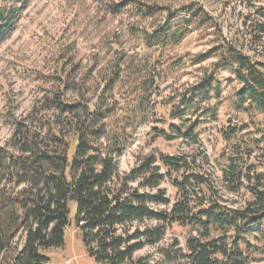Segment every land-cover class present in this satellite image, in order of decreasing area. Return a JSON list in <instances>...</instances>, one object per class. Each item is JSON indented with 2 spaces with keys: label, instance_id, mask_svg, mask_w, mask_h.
<instances>
[{
  "label": "trees",
  "instance_id": "obj_1",
  "mask_svg": "<svg viewBox=\"0 0 264 264\" xmlns=\"http://www.w3.org/2000/svg\"><path fill=\"white\" fill-rule=\"evenodd\" d=\"M27 1L0 0V44ZM176 1L182 2L174 9ZM242 1L257 16L248 17L250 26L245 21V47L222 39L216 18L199 0H108L106 14L134 20L129 31L146 49L140 59L112 47L109 38L122 41L113 34L89 65L75 60L74 45L62 43L52 73L33 69L43 96L25 114L7 111L11 134L0 143V264H53L46 251L66 246L72 224L97 264H151L136 253L157 245L173 224L192 231L182 255L186 264H248L264 254V5ZM212 27L219 43L191 63L217 60L164 102L170 119L152 128L166 140L181 138L191 152L149 153L121 172L117 158L127 149L129 129L154 108L158 76L183 64L168 50ZM221 71L235 84L227 97H221ZM117 88L128 94L124 105L113 101ZM222 102L241 116L219 131L229 150L223 185L248 193L240 207L226 203L205 169L210 161L200 130L218 121ZM166 179L176 189L174 200L161 187Z\"/></svg>",
  "mask_w": 264,
  "mask_h": 264
},
{
  "label": "rangeland",
  "instance_id": "obj_2",
  "mask_svg": "<svg viewBox=\"0 0 264 264\" xmlns=\"http://www.w3.org/2000/svg\"><path fill=\"white\" fill-rule=\"evenodd\" d=\"M107 2L108 0H29L19 6L14 31L0 44V143H4L11 134L9 121L6 119L7 111L15 109L17 115L25 114L34 101L43 96V85L33 75V69L44 74L52 73L56 68V55L62 43L74 45L77 52L75 60L79 61L81 66H86L101 47V41L114 34L121 37L122 41L117 44L109 38L112 47L118 51L124 50L128 57L140 59L146 49L129 31L130 23L134 20L126 14H106L102 8ZM181 2H174V9L179 7ZM199 2L216 18L222 29L223 40L240 47L249 43L250 36L245 33V21L247 26H250L251 19L257 16L246 2L231 0L226 5L215 1ZM255 2L257 5H264V0ZM248 17L251 19L248 20ZM144 25L152 30L150 23ZM213 30V27L209 28L206 34L194 31L179 45L168 50L167 53L180 58L183 64L167 76H158L152 96L155 106L144 120L129 129L127 149L117 158V166L121 172L132 169L141 157L149 153L174 156L191 152V146L181 138L166 140L157 136L152 128L164 126L160 122L162 117L165 120L170 119V106L164 102L198 82L203 68L211 67L217 60L211 58L202 64L191 63L193 57L208 52L219 43L216 42L217 36L212 34ZM244 51L248 52L247 48H244ZM156 55L151 54L153 61ZM261 59L264 61V58ZM218 77L224 85L221 97H227L235 86L228 81L231 75L221 71ZM127 96L128 94L124 97V89L117 88L113 101L124 105ZM227 105V102L221 103L218 121L203 125L200 136L210 161L205 169L221 189L226 203L232 207H240L248 197L246 189L242 187L238 192H231L225 188L222 181V170L229 161V150L219 131L224 125H228L229 121L234 124L241 117ZM161 187L166 188L167 195L173 200L176 198V189L169 179L164 180ZM66 232L67 243L64 248L46 251L52 263L97 264L86 252L78 228L72 224ZM190 235L192 231L189 227L173 224L165 229V235L157 245L147 246L137 252L136 256H147L151 264H186L182 255L186 253V241ZM167 253L171 254L170 258ZM248 264H264V254L251 259Z\"/></svg>",
  "mask_w": 264,
  "mask_h": 264
}]
</instances>
